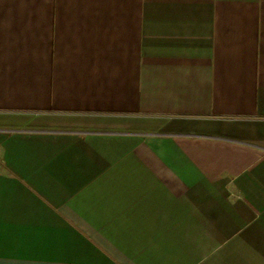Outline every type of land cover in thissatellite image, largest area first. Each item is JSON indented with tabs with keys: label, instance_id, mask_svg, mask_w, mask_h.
Wrapping results in <instances>:
<instances>
[{
	"label": "crops",
	"instance_id": "0c3cea01",
	"mask_svg": "<svg viewBox=\"0 0 264 264\" xmlns=\"http://www.w3.org/2000/svg\"><path fill=\"white\" fill-rule=\"evenodd\" d=\"M0 264H264V0H0Z\"/></svg>",
	"mask_w": 264,
	"mask_h": 264
}]
</instances>
